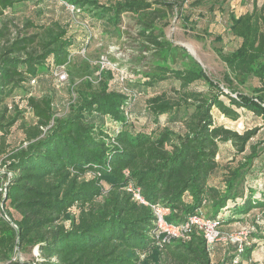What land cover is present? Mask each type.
<instances>
[{"label":"trees","instance_id":"16d2710c","mask_svg":"<svg viewBox=\"0 0 264 264\" xmlns=\"http://www.w3.org/2000/svg\"><path fill=\"white\" fill-rule=\"evenodd\" d=\"M22 1L31 2L0 0V156H6L8 180L0 186V263L149 264L141 256L152 252L165 264H231L234 256L212 261L202 233L193 231L188 241L154 238L151 205L169 208L168 222L181 225L209 204V217L218 219L221 227L247 222L249 213L257 211L252 216L254 245L240 254V264H252L253 251L264 248V188L248 190L242 172L259 157V145L250 147L239 168L210 183L222 171L217 161L220 145L230 144L243 154L255 135V131L239 135L216 125L213 109L228 121H238L241 109L264 121V5L241 16L230 15L228 31L238 45L230 53L215 48L229 71L222 88L192 56L167 39L164 27L156 25L154 15L165 20L168 11L178 7L170 0H63L75 6L76 15L94 33L101 29L116 38L112 46L126 55L115 59L118 68L141 76L128 87L133 94L148 97L147 119L160 124L163 115L173 114L175 123L181 104H187L183 134L164 130L156 135L160 126L132 130L127 99L112 91L109 71L101 73L99 88L92 89L87 79L79 84L77 100L65 117L54 115L49 99L28 98L27 93L22 97L20 91L39 76L41 67L69 68L74 64L69 62L71 54L82 49L67 38L62 23L43 26L37 36L11 43L4 15L16 13ZM154 5L161 8L152 14ZM214 42L222 44L223 39ZM178 62L182 69L173 68ZM82 69L84 76L91 74L87 63ZM172 79L182 94L176 99L159 90ZM199 81L206 92L190 90ZM249 82L255 83L252 91L258 101L240 90ZM18 97L32 108L34 124L23 126L26 146L7 152V136L26 117L17 105L10 115L8 105ZM110 124L117 129L109 135ZM105 183L110 187L107 196ZM130 185L141 191L149 206L134 200L127 190ZM74 208L78 216L66 226L63 220ZM28 247L38 248L40 260L14 261L17 251Z\"/></svg>","mask_w":264,"mask_h":264},{"label":"rangeland","instance_id":"374dc122","mask_svg":"<svg viewBox=\"0 0 264 264\" xmlns=\"http://www.w3.org/2000/svg\"><path fill=\"white\" fill-rule=\"evenodd\" d=\"M99 1L103 3H114L117 0ZM37 2H40V4L37 5ZM169 2L177 4L178 7H174L173 11H168V17L165 20L158 15H154L156 25L164 27L167 39L176 46L183 48L203 68L207 76L211 80L219 82L223 88L224 77L229 71L225 63L216 54L215 48H223L225 53H230L238 45V42L228 31L229 17L232 14L241 16L250 13L254 8L261 10L264 5V0H170ZM179 6L182 7L179 8ZM157 8L161 7L154 5L151 9L152 14H155L153 10H157ZM68 14L70 13L67 11V8L59 3V0H31V2L22 1L16 13L7 12L4 15V22H8L10 25L8 40L11 43L17 39L37 36L41 33L43 26L48 27L50 24L62 23L68 29L67 38L73 40L76 47L82 45V48L85 50L84 55H75L73 59L74 64L72 63L67 68L69 74V80L67 82H59L54 74H52V70H47L43 66L41 67L42 72L35 79L34 84L24 85L19 94L23 97L24 93H27L31 95V98L36 100L43 98L49 99L54 115L57 118L65 117L71 111L77 100L79 95L77 87L81 82L87 79L92 84V89L99 88L100 82L103 81L100 71L102 66L101 58L104 56L113 66L103 70L111 73L110 83L114 85L111 88L112 91L127 99L130 114L132 115L131 120H129L132 123V130H146V126L147 130H153L160 126L161 128L158 129L160 131L157 130L156 135H159L164 130L183 134V108H188L187 104H181L182 109L179 111L177 115L178 120L175 123L171 121L173 114L163 115L160 119V124L155 121L153 122V118L147 119L145 114L148 106V97L139 95V93L133 94L128 87V85L133 84L141 76L126 73L125 70L119 72V61L115 60L117 59L115 57L116 55L111 53V43L117 42L116 38L113 35L103 34L101 29H97V32L94 33L91 27L81 22L76 14L72 17ZM131 23L132 25L130 24V26L133 27V22ZM217 37L223 39L222 44H215L214 40ZM183 61L187 62V60ZM85 63L88 64L91 74L84 76L82 68ZM181 64L182 62H178L173 68L182 69ZM131 67H134V65ZM254 85V82H249L248 85L241 87L240 90L258 101L257 94L252 91ZM179 86V83L172 79L161 84L159 90L161 92L164 91L170 99H176L177 96L181 97L182 95L176 92L180 88ZM190 90L197 93L206 92L205 85L202 81L193 84ZM224 91L225 93H229L226 89ZM234 97L237 96L234 95ZM21 101V106L24 108L26 100ZM189 104L192 103L189 102ZM262 106L264 107V103ZM189 108L192 112L193 108ZM240 112L241 117L238 121H228L219 115V111L213 109L216 125L222 124L225 128L239 135H244L246 132L251 131H255V135L250 140L246 152L243 154L236 153L230 144L220 145V156L217 158V161L221 164L222 171L220 170L219 174L215 173L210 178V183L214 184L217 180H222V174H228L230 170L233 171L239 168L245 162L244 158L250 154V147L259 145V157L254 161L253 166L248 171L244 169L242 175H244L243 185L248 190L261 191L264 188V121L262 118L244 109H241ZM14 114L13 111L10 115ZM130 114L124 112L126 118H130ZM32 124H34L33 116L29 114L11 129L10 134L6 138L7 152L26 146L23 126H31ZM115 129L117 128L110 124L106 132L110 135ZM5 158L6 156H0V186L2 185L3 187L8 181L5 175L7 173ZM104 188L106 191L105 196H107L110 187L105 183ZM257 196L259 197V195ZM1 211L2 204L0 197V213ZM202 211L206 216H210V205L208 204ZM78 213L79 210L77 208L72 209L63 220L64 224L68 226L69 219L77 217ZM256 213V210H252L248 215L249 219L247 222L243 220L228 227H221L219 231L222 237L234 235L235 237L241 238L243 234H247V227L255 228L254 223H252V216ZM253 241L254 239L251 234L249 235L248 241L244 244L245 248L254 245ZM237 246L236 243L225 241V239L218 241L212 251V261L217 263L233 256L237 250ZM141 258L145 263L165 264L163 257L152 252L142 255ZM15 260L31 263L39 261V250L37 247L32 249L28 247L25 250H19L14 257ZM252 260L253 264H264L263 247L253 251Z\"/></svg>","mask_w":264,"mask_h":264},{"label":"built area","instance_id":"2783aa9c","mask_svg":"<svg viewBox=\"0 0 264 264\" xmlns=\"http://www.w3.org/2000/svg\"><path fill=\"white\" fill-rule=\"evenodd\" d=\"M59 3H61L63 6L67 8V11L70 12V14L75 15L76 9L75 6L65 4L62 0H59ZM112 52L115 54L116 58H123L125 57L124 52H119L118 48L112 46ZM85 50L82 48L81 50L77 52H73L69 58V62L73 61L75 55H84ZM101 71L100 74L103 72L104 69H108L109 67H113L111 62L108 61L104 56L101 58ZM68 66H60L57 68L52 69V74L58 79L59 82H67L69 80V74L67 72ZM119 69V68H118ZM122 70H119L121 72ZM38 78V77H37ZM35 78V79H37ZM35 79L31 80L27 85H33ZM31 95L28 94V98H30ZM22 102L20 101V98L15 99V103H10L8 105L9 112L15 111V105L19 107V110H25L26 115H31L32 108L28 105L26 102L25 107L22 108L21 106ZM128 192L132 193L134 200L139 202L142 205L149 206V204L143 199L141 191L139 189H135L133 185H130L127 188ZM152 211L155 215V225L156 229L154 231V238L157 241L162 240L163 242H171L174 240H182V241H188L190 240V234H192L193 231L199 232L203 234V237L206 241L208 252L212 255V251L214 250L215 245L218 241L224 240L230 241L233 243H236L237 250L235 254L233 255L234 258L231 260V264H240V254L244 252L245 249V242L248 241L249 235L251 234L253 228L247 227V234H243L241 238L235 237L234 235L229 236H223L219 229L221 228L220 222L216 218H211L209 216H206V214L200 210L196 214L190 216L187 221L184 224L181 225H174L172 223H169L167 218L171 214V210L169 208H166L161 205H151ZM223 213V211H222ZM221 213V214H222ZM257 223H261V219L259 216L256 218Z\"/></svg>","mask_w":264,"mask_h":264},{"label":"crops","instance_id":"0c3cea01","mask_svg":"<svg viewBox=\"0 0 264 264\" xmlns=\"http://www.w3.org/2000/svg\"><path fill=\"white\" fill-rule=\"evenodd\" d=\"M252 261V264H253V260H251Z\"/></svg>","mask_w":264,"mask_h":264}]
</instances>
